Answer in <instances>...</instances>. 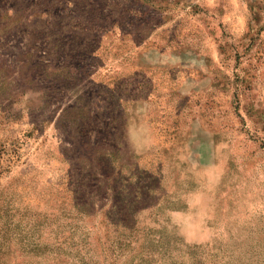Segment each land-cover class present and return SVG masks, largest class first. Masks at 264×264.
<instances>
[{"label": "rangeland", "instance_id": "rangeland-1", "mask_svg": "<svg viewBox=\"0 0 264 264\" xmlns=\"http://www.w3.org/2000/svg\"><path fill=\"white\" fill-rule=\"evenodd\" d=\"M0 264H264V0H0Z\"/></svg>", "mask_w": 264, "mask_h": 264}]
</instances>
